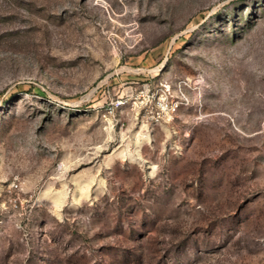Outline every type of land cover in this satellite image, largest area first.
<instances>
[{
    "label": "rangeland",
    "instance_id": "obj_1",
    "mask_svg": "<svg viewBox=\"0 0 264 264\" xmlns=\"http://www.w3.org/2000/svg\"><path fill=\"white\" fill-rule=\"evenodd\" d=\"M0 264H264V0H0Z\"/></svg>",
    "mask_w": 264,
    "mask_h": 264
}]
</instances>
